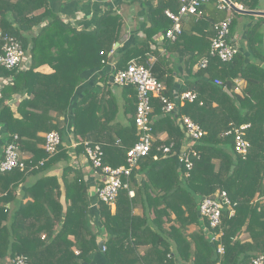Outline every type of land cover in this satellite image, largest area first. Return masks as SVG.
I'll return each instance as SVG.
<instances>
[{"label":"trees","instance_id":"16d2710c","mask_svg":"<svg viewBox=\"0 0 264 264\" xmlns=\"http://www.w3.org/2000/svg\"><path fill=\"white\" fill-rule=\"evenodd\" d=\"M219 2L210 0V10L204 4L198 19L186 17L175 41L162 40L165 55L160 56L151 45L171 28L164 12L177 13L179 0H156L155 6L146 2L144 38L116 49L123 25L111 11L99 15L92 27L77 29L54 14L47 0H0V31L21 44L27 59L21 70L0 69V160L14 136L26 156L23 171L0 174V264H14L16 257L25 264H89L96 252L103 264H252L264 255V205L259 201L264 183V16L219 10ZM232 2L264 12L263 0ZM238 17L247 26L234 58L225 63L210 57L213 25L230 18L231 38ZM202 59L208 60L205 68ZM110 62L112 76L131 62L150 69L165 84L169 101L177 100L174 90L196 97L178 101L169 115L151 98L153 143L128 179L134 195L121 190L113 209L96 200L95 222V189L88 187L90 172L85 170L93 168L82 143L100 145L103 164L118 168L126 165V153L139 138L134 86H110V76L103 75L97 80L101 88L79 89L90 71ZM43 66L50 72L38 71ZM70 108L72 138L80 143L75 149L69 148L65 132ZM183 115L205 132L193 147L198 157L191 158L187 177L178 158L188 142L178 123ZM244 124L249 125L244 136L249 149L242 159L234 152L233 137L224 134ZM49 132L60 136L54 155L43 149ZM170 144V154L157 151ZM221 192L234 205L233 215L224 207L220 225L212 229L200 216L199 204ZM137 208L140 214L134 213Z\"/></svg>","mask_w":264,"mask_h":264},{"label":"built area","instance_id":"2783aa9c","mask_svg":"<svg viewBox=\"0 0 264 264\" xmlns=\"http://www.w3.org/2000/svg\"><path fill=\"white\" fill-rule=\"evenodd\" d=\"M107 1V0H99ZM210 0H179L180 8L177 13L170 10L164 12L165 16L172 21V26L161 36V39L175 41L181 34V23L184 17H200L201 7L208 3ZM232 3V0H229ZM233 4V3H232ZM240 10L243 7L235 6ZM219 10H231V7L223 0L217 5ZM230 23L231 19L226 18L223 21L215 23L213 29L215 31L214 37L211 40L209 56L218 58L221 62H230L236 53L238 47L233 45L230 41ZM0 69L7 71L21 70L27 66V59L21 44L14 38L3 34L0 31ZM208 64L207 59L200 61V67L205 68ZM113 83L119 87L134 86L137 94V103L134 116V123L139 135L138 141L126 153V165L118 168H111L104 165L102 162L103 151L100 145L91 144L90 142H83L82 146L85 153V158L93 168V170L101 176L102 186L95 188V197L97 201L107 205L114 206V202L118 197L121 190H127L130 197L133 196V191L130 190L128 182L134 169L137 168L138 161L146 157L152 148L153 138L151 135V121L150 115L152 112L151 98L158 99L162 108L161 111L164 115L172 114L176 111V104L178 101L192 102L196 95L191 92H186L178 96L175 102L169 101L165 96V84L158 82L150 72V69L142 65H137L133 62L124 70L117 71L113 76ZM215 85H221L217 79L214 80ZM237 91V89H236ZM180 128L184 131L188 142H185L181 148L179 163L185 169L184 176H188V172L192 168L191 158H197V152L193 149L196 142L201 139L205 132L194 123L187 116H180L178 118ZM249 128L248 124L240 125L239 127L232 126L224 135L233 137V149L236 155L245 159L249 149V143L244 138L246 130ZM43 149L48 155H54L61 144L60 136L57 132H49L44 136ZM17 137H13V141L6 144L3 149V159L0 160V174L10 172L14 169L23 171L25 168L20 149L15 142ZM80 143L74 140L69 143L70 149H75ZM172 144L169 146H160L157 148L164 156L170 154ZM156 159V157L154 158ZM263 195L259 201L264 205V183L262 185ZM229 198L225 192H221L212 197L203 198L199 204V214L207 222L208 226L212 229L218 227L221 223V211L224 207L230 208V215H233L232 207ZM216 235L214 238H217ZM104 250V249H103ZM218 253L223 254L222 246L218 247ZM14 264H25L23 257H16L13 261ZM252 264H264V255H258L252 260Z\"/></svg>","mask_w":264,"mask_h":264},{"label":"crops","instance_id":"0c3cea01","mask_svg":"<svg viewBox=\"0 0 264 264\" xmlns=\"http://www.w3.org/2000/svg\"><path fill=\"white\" fill-rule=\"evenodd\" d=\"M48 5L51 11L56 14L61 20L70 23L72 26L77 29L82 28H90L96 22V19L99 15L106 11H111L116 14L122 21V41L117 43L114 46L116 48H124L130 47L132 44L142 40L144 38V30L148 28L149 21L147 17V7L146 2H152V5H156V0H107V1H99V0H47ZM264 2V1H263ZM233 3V2H232ZM234 6H240L239 4L233 3ZM211 6L208 5L210 10ZM232 11V10H231ZM235 12V11H234ZM210 14L213 15L212 11ZM228 16L231 17V12H227ZM221 17V16H220ZM186 20V17L183 18L182 22ZM247 26L246 20L237 23L233 35L230 38V41L233 45L240 48L241 40L243 39V30L244 27ZM156 41V45H151L152 48H157L160 56L165 55L164 45L162 44L161 34H158L154 37ZM155 59L151 58L150 62H154ZM113 62H110L108 66L104 67L100 71H90L89 74L85 76V79L82 84H80L79 89L81 92L84 90L90 89L94 86L101 88V84L97 83V80L103 75H109L108 84L111 86H115L113 83L112 71H113ZM38 71L43 73H49L50 69L46 66H43L38 69ZM177 83L179 79H176ZM243 85L242 82H238V86L241 87ZM238 91V90H237ZM177 92L174 90V98L177 99ZM176 101V100H175ZM15 101L12 103L14 104ZM65 125H66V136L68 144L73 141L72 138V130H71V117L70 115L64 117ZM162 140L165 138L162 135ZM187 142V141H186ZM85 170L89 173L88 176V187L90 189H95V187L100 183L101 176L97 174L95 171H91L90 168L85 167ZM134 195V192H133ZM92 212L94 221L97 219V211H96V198L95 194L92 197ZM114 206H111L113 209ZM134 213L140 214L141 209L137 208ZM242 239H246V236H242ZM100 242L103 243L102 240ZM89 264H103L102 257L96 252L92 255L91 261Z\"/></svg>","mask_w":264,"mask_h":264},{"label":"water","instance_id":"95a60500","mask_svg":"<svg viewBox=\"0 0 264 264\" xmlns=\"http://www.w3.org/2000/svg\"><path fill=\"white\" fill-rule=\"evenodd\" d=\"M225 3H227L230 7H231V9L233 10V11H235V12H237V13H239V14H242V15H251V16H264V12H261V11H248V10H240V9H238L237 7H235L232 3H230V1L229 0H223ZM117 45V44H116ZM261 67L264 69V64H262L261 65ZM14 101H11L10 102V104H12ZM71 109L72 108H70V110H69V112H68V115H70L71 114ZM182 155L180 154V157H181ZM102 248H103V243L102 242H99V244H98V249L99 250H102Z\"/></svg>","mask_w":264,"mask_h":264},{"label":"rangeland","instance_id":"374dc122","mask_svg":"<svg viewBox=\"0 0 264 264\" xmlns=\"http://www.w3.org/2000/svg\"><path fill=\"white\" fill-rule=\"evenodd\" d=\"M264 1V0H263ZM206 5H209V3H206ZM244 9V8H243ZM232 10V9H231ZM245 19L244 18H242V17H238V22L237 23H240V22H242V21H244ZM22 156V155H21ZM22 157H26V156H22Z\"/></svg>","mask_w":264,"mask_h":264}]
</instances>
